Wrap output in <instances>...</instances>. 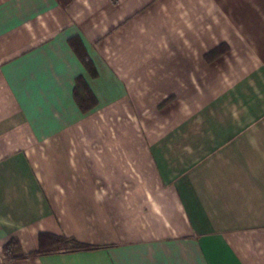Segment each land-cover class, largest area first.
Instances as JSON below:
<instances>
[{
    "label": "crops",
    "instance_id": "1",
    "mask_svg": "<svg viewBox=\"0 0 264 264\" xmlns=\"http://www.w3.org/2000/svg\"><path fill=\"white\" fill-rule=\"evenodd\" d=\"M0 264H264V0H0Z\"/></svg>",
    "mask_w": 264,
    "mask_h": 264
},
{
    "label": "trees",
    "instance_id": "2",
    "mask_svg": "<svg viewBox=\"0 0 264 264\" xmlns=\"http://www.w3.org/2000/svg\"><path fill=\"white\" fill-rule=\"evenodd\" d=\"M216 52L217 51L215 50L212 53L208 54L207 58L208 59L212 58L214 54H216ZM74 95L83 112H86L88 109L92 107V105L90 104L86 105V97L82 93L81 86L78 82L76 83V87L74 89ZM45 236L49 238V245L42 247V249H39L37 253H52V252H59V251L72 252V251H77V250L92 249L95 247V246L85 244L83 242H79L76 239L70 238V237L50 236L48 234L47 235L42 234V238ZM14 245H16V242L14 239L8 240L4 244V247H3L4 251L6 253L11 252L13 250Z\"/></svg>",
    "mask_w": 264,
    "mask_h": 264
}]
</instances>
